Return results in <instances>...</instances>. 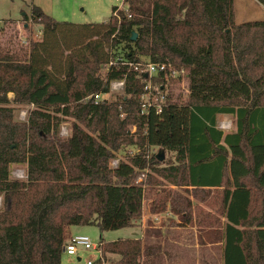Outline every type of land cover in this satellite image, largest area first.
<instances>
[{
	"label": "trees",
	"instance_id": "1",
	"mask_svg": "<svg viewBox=\"0 0 264 264\" xmlns=\"http://www.w3.org/2000/svg\"><path fill=\"white\" fill-rule=\"evenodd\" d=\"M234 1L129 0L119 17L115 7L108 22L83 25L32 7L26 20L42 39L29 41L28 53L0 46V264H62L72 227L133 228L145 201L153 215L170 208L184 224L195 216L205 237L224 242V264H264V20L237 24ZM117 57L185 70L187 101L168 98L160 113L142 114L146 76L107 68ZM117 80L125 87L116 101L94 100ZM154 84L165 93L166 74ZM10 103L32 107L25 123ZM220 115L236 119L235 133L218 130ZM125 147L138 153L114 168ZM152 148L175 154L176 164L150 157ZM14 164L27 166L26 181L11 179ZM165 185L172 189L156 188ZM190 191L220 197L198 218ZM99 249L114 264L151 255L140 239L103 240Z\"/></svg>",
	"mask_w": 264,
	"mask_h": 264
},
{
	"label": "rangeland",
	"instance_id": "2",
	"mask_svg": "<svg viewBox=\"0 0 264 264\" xmlns=\"http://www.w3.org/2000/svg\"><path fill=\"white\" fill-rule=\"evenodd\" d=\"M118 5V0H0L1 49L13 51V53L22 51L28 53L29 41H40L42 39V34L39 33L41 29L40 26L34 24L32 20H26V16H31L32 7L34 6L40 7L45 14L58 22L83 25L108 22L112 16L113 8ZM24 13H26L25 16H23ZM234 14L237 24L264 20V7L257 0H235ZM26 24L29 25L28 28L25 27ZM123 47L124 46H122V48ZM119 51L122 52V50ZM27 56L28 54L23 53L22 59L25 60ZM142 61L148 62V59L143 58ZM180 80L170 82L167 85V91L162 94L167 96L166 101L168 98L181 104L187 101V91L190 87V82L188 79H186L187 81ZM122 93V91H115L105 96V98L109 101H116ZM13 98L14 96L10 94L9 99L13 101ZM8 107L14 109L15 120L19 123H25L27 121L29 111L32 109L30 106H17L13 103H10ZM74 121V119L68 118V120L62 123L60 129L61 138L66 139L71 135ZM218 127L225 129V134L236 132V119L232 116H219ZM137 153L138 151L133 147L122 148L116 153V160L113 163V167H115L116 162L126 159L127 155H135ZM155 155L160 157V161L165 165L176 164V156L173 153L158 148L150 149L149 156ZM10 170L12 180L20 182L27 180L26 165L14 164L11 166ZM147 172L148 170L144 174L146 175ZM145 175L142 176L139 181L145 180ZM163 187L172 189L169 185L156 188L157 190H161ZM190 192L191 195L185 192L184 194L191 198L194 205L199 207L200 210H194V215L198 216V218L204 213L211 211L210 209L217 204V200L220 197V192H206L200 193L199 197L194 198L192 191ZM196 198H198V200ZM3 208L4 197L0 196V211L3 210ZM167 213H172L170 208ZM171 215L175 214L172 213ZM196 219L197 218L194 216L193 222L187 224L190 226L189 229L179 231L181 237L180 241H158L154 244L156 245L155 247H158L160 244L162 249H164L163 251H167L168 253L166 260L164 258L163 260L159 259L155 264H222L221 246L208 248L209 244H219L221 241H214L213 236L205 237L204 231L197 226ZM167 220L172 222L168 217ZM168 221L166 222L167 226L175 228V223L174 225L173 223L168 224ZM180 221L184 223L181 218ZM212 228L213 227L206 228V233L212 232ZM150 231L153 235L155 234V230ZM168 231L167 237H173L174 231ZM71 236H87L94 244H99L103 240L111 242L119 239L135 238L136 236H140V230L137 228H127L102 233L97 226H78L71 228ZM203 237L206 238L205 241ZM98 256L99 254L95 251L80 249L78 256H68L65 254L63 257V264H86L90 259H93L92 261L98 259ZM117 259L118 258L115 256L108 255L104 264H114Z\"/></svg>",
	"mask_w": 264,
	"mask_h": 264
},
{
	"label": "built area",
	"instance_id": "3",
	"mask_svg": "<svg viewBox=\"0 0 264 264\" xmlns=\"http://www.w3.org/2000/svg\"><path fill=\"white\" fill-rule=\"evenodd\" d=\"M118 3L119 5L117 6V10L115 12V15L117 17H119L118 14L121 11L128 12L129 0H118ZM119 65L128 66L136 71V73H138L140 76H146V78L143 80V82L145 83V93L141 97L143 101L142 114L149 113V110L152 108H155L157 112L160 113L162 111L163 105L166 103L167 96L162 95L164 93H162L154 84L155 78H157L160 74H166L167 85L170 82H174L180 79V81H184L186 79L189 80V75L185 70H176L169 62L153 63L142 61L140 63H131L121 57H117L115 59H111V61L107 65V68ZM124 87L125 80L113 81L110 84V92L108 94H97L93 98L96 102L105 101V96H108L110 93H114L115 91H123ZM187 92L188 96L190 94V89H188ZM118 165L119 161L115 163L114 168H116ZM80 249H83L85 251H95L99 254L98 259L94 261H87L86 264H94L97 260H102L104 264L103 254L99 249V244H94L93 241L87 236H71L68 243L66 244L65 254H67L68 256H78Z\"/></svg>",
	"mask_w": 264,
	"mask_h": 264
},
{
	"label": "crops",
	"instance_id": "4",
	"mask_svg": "<svg viewBox=\"0 0 264 264\" xmlns=\"http://www.w3.org/2000/svg\"><path fill=\"white\" fill-rule=\"evenodd\" d=\"M25 15H26V13L23 14V16H25ZM28 26L26 25V28H28ZM38 26H40V25H38ZM40 28L41 29H40L39 33L42 34V27L40 26ZM0 31H1V27H0ZM0 40H1V38H0ZM220 116H223V115H220ZM226 116H229V115H226ZM217 128H218V130L222 131L223 133L225 132V129L218 127V119H217ZM231 133H235V132H229L228 134H231ZM228 134L224 133V135H228ZM149 203H150L149 201H145L144 208H143V217H142L141 221L135 227H133V228H137L140 230V236H136L135 238H131V239L142 240L144 242V244L147 246V249L148 250L150 249L151 255H150V257L143 258V264H155L156 261H158L159 259L163 260V258L166 260L168 257L167 251L164 252L163 251L164 249H162L160 244H159V246L157 245L159 248L155 247L156 245H154V244H156V242H158V241H180L181 237L179 235V231L187 230L190 227L189 225L182 223L180 221L179 216L171 215L172 213L166 212L167 214L163 213L160 215L159 214L158 215L151 214ZM167 217L170 218L172 220V222H169L167 220ZM167 221H168V224L173 223V225H174V223H175V228L168 227L167 223H166ZM150 230H155V234L153 235ZM168 230H170V232L174 231L173 237H170V238L167 237V233L169 232ZM218 246H221V262H222V264H224V258H223L224 242H221L219 244H209L208 248L218 247ZM90 260H93V259H90ZM62 264H63V260H62Z\"/></svg>",
	"mask_w": 264,
	"mask_h": 264
},
{
	"label": "water",
	"instance_id": "5",
	"mask_svg": "<svg viewBox=\"0 0 264 264\" xmlns=\"http://www.w3.org/2000/svg\"><path fill=\"white\" fill-rule=\"evenodd\" d=\"M137 33H134V35H133V41H135L136 39H137ZM159 159H160V157H158Z\"/></svg>",
	"mask_w": 264,
	"mask_h": 264
}]
</instances>
